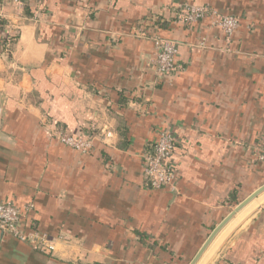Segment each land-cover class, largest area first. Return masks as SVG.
Returning a JSON list of instances; mask_svg holds the SVG:
<instances>
[{"label":"crops","instance_id":"0c3cea01","mask_svg":"<svg viewBox=\"0 0 264 264\" xmlns=\"http://www.w3.org/2000/svg\"><path fill=\"white\" fill-rule=\"evenodd\" d=\"M184 2L234 14L239 25L227 39L210 17L181 22L173 7ZM0 8L18 30L0 55V200L32 204L24 227L55 241L41 252L0 231V264H188L264 183V0H0ZM153 36L179 43L183 69L164 80L153 69ZM54 125L112 136L80 152ZM163 128L180 139L175 191L143 183L141 151ZM206 264H264L262 210L244 216Z\"/></svg>","mask_w":264,"mask_h":264},{"label":"built area","instance_id":"2783aa9c","mask_svg":"<svg viewBox=\"0 0 264 264\" xmlns=\"http://www.w3.org/2000/svg\"><path fill=\"white\" fill-rule=\"evenodd\" d=\"M174 16L177 20L186 24L197 23L210 17L213 24L220 28L224 36L229 39L239 25V17L234 14H222L209 5H194L188 2L179 3L173 7ZM4 16L0 8V55L8 56L11 53V44L18 36L17 28L4 23ZM138 34H145L140 27ZM154 57L153 69L158 80L172 77L183 69L176 62L179 43L176 40L153 36ZM51 132L62 143L75 148L80 152L93 150L94 140L97 139L104 144L109 143L112 136L111 131L100 130L98 135L89 138L85 134L79 136L71 135L61 126H52ZM155 141L147 143L141 151V163L143 183L151 189L166 188L176 190L177 164L172 159L175 147L179 146L180 139L170 128L160 129ZM258 159L264 160V149L258 155ZM32 204L19 207L10 200H0V231L12 235L20 241L26 242L31 247L41 252L53 251L55 241L38 230L25 228V220ZM264 213V203L259 207Z\"/></svg>","mask_w":264,"mask_h":264},{"label":"water","instance_id":"95a60500","mask_svg":"<svg viewBox=\"0 0 264 264\" xmlns=\"http://www.w3.org/2000/svg\"><path fill=\"white\" fill-rule=\"evenodd\" d=\"M263 203L264 183L237 203L235 207L211 230L199 250L188 264H206L217 248L221 245L222 241L244 218V216L259 208ZM222 229L224 230L222 231ZM220 231L222 232L220 233ZM219 233L220 235L216 238Z\"/></svg>","mask_w":264,"mask_h":264},{"label":"trees","instance_id":"16d2710c","mask_svg":"<svg viewBox=\"0 0 264 264\" xmlns=\"http://www.w3.org/2000/svg\"><path fill=\"white\" fill-rule=\"evenodd\" d=\"M2 24V22L0 21V25ZM92 151V150H91ZM109 166V165H108ZM29 228H31V226L29 227ZM31 229H34V228H31Z\"/></svg>","mask_w":264,"mask_h":264}]
</instances>
